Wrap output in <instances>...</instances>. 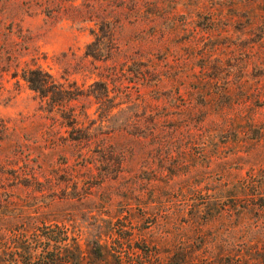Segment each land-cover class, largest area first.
I'll list each match as a JSON object with an SVG mask.
<instances>
[{
    "label": "rangeland",
    "instance_id": "obj_1",
    "mask_svg": "<svg viewBox=\"0 0 264 264\" xmlns=\"http://www.w3.org/2000/svg\"><path fill=\"white\" fill-rule=\"evenodd\" d=\"M263 167L264 0H0V227L56 223L82 264H236Z\"/></svg>",
    "mask_w": 264,
    "mask_h": 264
},
{
    "label": "trees",
    "instance_id": "obj_2",
    "mask_svg": "<svg viewBox=\"0 0 264 264\" xmlns=\"http://www.w3.org/2000/svg\"><path fill=\"white\" fill-rule=\"evenodd\" d=\"M22 79L40 96L47 93V89L51 87L50 82L40 78V71L37 69L25 71ZM256 172L257 174H248L247 180L242 181L239 189L244 192L248 184L254 185L249 195L258 196L257 200L260 202L259 236L253 237L248 242V247L244 245L241 253L227 255V258L235 257L236 264H264V167ZM245 203L246 208L250 204L255 205L250 199ZM40 224L41 227L33 225L30 230L21 231L12 228V224L0 227V264H82L77 234L59 227L56 223Z\"/></svg>",
    "mask_w": 264,
    "mask_h": 264
}]
</instances>
